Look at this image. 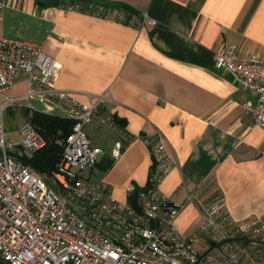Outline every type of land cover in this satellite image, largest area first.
I'll use <instances>...</instances> for the list:
<instances>
[{"label":"crops","instance_id":"crops-1","mask_svg":"<svg viewBox=\"0 0 264 264\" xmlns=\"http://www.w3.org/2000/svg\"><path fill=\"white\" fill-rule=\"evenodd\" d=\"M112 12L136 23L118 22ZM1 38L38 44L59 62L56 90L80 103L108 97L87 125L106 130L100 120L110 117L116 134L101 149L111 161L99 172L105 203L128 208V188L145 187L151 156L143 139L160 132L174 165L158 191L179 207L182 235L198 224L189 197L199 189L200 196L220 193L234 220L264 217V129L250 128L244 114L256 100L232 74L213 68L214 54L231 45L264 61V0H57L53 8L44 0H10ZM28 88L29 77L18 73L7 94L22 98ZM18 105L12 108L29 115L50 109L37 98Z\"/></svg>","mask_w":264,"mask_h":264},{"label":"built area","instance_id":"built-area-1","mask_svg":"<svg viewBox=\"0 0 264 264\" xmlns=\"http://www.w3.org/2000/svg\"><path fill=\"white\" fill-rule=\"evenodd\" d=\"M10 0H0V17ZM69 10H72L69 8ZM99 15V13H98ZM118 22L136 20L112 12ZM149 26L155 21L144 19ZM213 68L228 72L256 105H244L250 128L264 129V61L255 54L240 56L231 45L214 54ZM60 64L38 44L15 38L0 39V259L7 264H264V217L234 220L218 192L191 194L198 224L182 235L175 226L179 207L159 193L158 186L174 161L166 141L155 132L150 146L152 186L139 192L140 213L105 203L102 177L95 169L103 151L92 146L84 128L108 101L105 94L80 103L54 88ZM25 73L29 88L22 98L7 94L15 76ZM43 100L59 117L73 123L70 134L57 140L61 148L55 171L45 178L25 164L46 145L30 124L7 138L4 114L22 100ZM100 124L112 127L104 117ZM116 155L120 145L115 144ZM134 187L130 186L131 193Z\"/></svg>","mask_w":264,"mask_h":264},{"label":"trees","instance_id":"trees-1","mask_svg":"<svg viewBox=\"0 0 264 264\" xmlns=\"http://www.w3.org/2000/svg\"><path fill=\"white\" fill-rule=\"evenodd\" d=\"M30 121L32 123V126L45 139L46 145L44 146V148L34 154L31 159L25 160L24 162L40 175H42L47 183H49L50 177L55 171V166L61 155V148L57 145L56 142L57 140L65 139L70 134L73 123L68 120L60 119L58 117L47 116L39 113H34ZM145 139H143V141ZM147 148L151 156V166L149 169L146 185L143 188L133 186L134 189L129 194L127 199L128 206L137 213L140 209V202L138 198L139 192L147 191L150 186H152L150 179L154 175L153 156L151 155L149 145H147ZM110 165L111 161L102 156V158L96 164L95 169L98 172H104L109 168ZM0 264L7 263L0 259Z\"/></svg>","mask_w":264,"mask_h":264},{"label":"rangeland","instance_id":"rangeland-1","mask_svg":"<svg viewBox=\"0 0 264 264\" xmlns=\"http://www.w3.org/2000/svg\"><path fill=\"white\" fill-rule=\"evenodd\" d=\"M30 106L32 108H35L39 110L41 106L38 103H31ZM11 114H8L9 112L6 111L4 114V130L5 134L7 135V138L13 141H18V135L17 132L20 129L21 126L24 124H31V119L34 115V113H39L47 116H54L62 119L57 115V113L53 110H48L46 113H41V112H31L29 113L25 109H11ZM92 146H99L100 149L102 148H107L108 145L112 142L111 138H115L116 134L113 130L111 129H106L104 130L103 128H95V131H90L89 127L84 128ZM104 154V152H103ZM99 158V160L102 158V156ZM98 160V162H99ZM25 161V160H23ZM141 210L139 209L138 213H140Z\"/></svg>","mask_w":264,"mask_h":264},{"label":"water","instance_id":"water-1","mask_svg":"<svg viewBox=\"0 0 264 264\" xmlns=\"http://www.w3.org/2000/svg\"><path fill=\"white\" fill-rule=\"evenodd\" d=\"M57 4V0H44L45 7L53 8Z\"/></svg>","mask_w":264,"mask_h":264}]
</instances>
